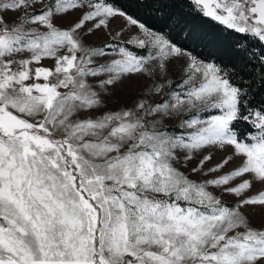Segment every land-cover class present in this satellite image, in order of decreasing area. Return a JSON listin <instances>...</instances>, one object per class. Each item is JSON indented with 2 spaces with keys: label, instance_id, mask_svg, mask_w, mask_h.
I'll return each mask as SVG.
<instances>
[{
  "label": "snow or ice",
  "instance_id": "snow-or-ice-1",
  "mask_svg": "<svg viewBox=\"0 0 264 264\" xmlns=\"http://www.w3.org/2000/svg\"><path fill=\"white\" fill-rule=\"evenodd\" d=\"M188 3L238 71L172 0H0V264H264V0Z\"/></svg>",
  "mask_w": 264,
  "mask_h": 264
},
{
  "label": "trees",
  "instance_id": "trees-1",
  "mask_svg": "<svg viewBox=\"0 0 264 264\" xmlns=\"http://www.w3.org/2000/svg\"><path fill=\"white\" fill-rule=\"evenodd\" d=\"M172 2L177 4V8L169 9L165 8L162 10L163 14L166 16L169 11H174L181 14L182 18L185 19L188 24L198 32L209 33L215 37V42L212 46L211 52L209 54V49L203 47H196L193 50L194 55L200 56L202 59L215 62L220 64L222 67L227 66L229 72L235 73L238 69H233L230 64L232 58L230 56L231 51L236 45V34L226 30L222 26L217 25L215 22L210 19L203 18L195 13L191 12L190 5L188 0H172ZM139 15L142 19L147 20L148 23L160 27L163 21L160 19L161 12H157L155 8H141L139 10ZM180 39V37H177ZM189 49L192 50V46L188 45ZM249 69L245 70V74L240 76L237 75L234 77V83L241 87H247L249 77L247 72ZM255 71L258 73L259 68H256ZM251 96L250 99H253V104L257 107L260 105V101L264 99V89H259V80H256V83L251 87ZM247 125L241 123L239 125V130L245 132L247 130ZM254 131V130H253Z\"/></svg>",
  "mask_w": 264,
  "mask_h": 264
},
{
  "label": "rangeland",
  "instance_id": "rangeland-1",
  "mask_svg": "<svg viewBox=\"0 0 264 264\" xmlns=\"http://www.w3.org/2000/svg\"><path fill=\"white\" fill-rule=\"evenodd\" d=\"M69 19H71V17H69ZM120 24V21H114L113 22V28H116L118 25ZM106 39L105 37L101 36V38L99 40L96 41L97 44L102 43L103 40ZM211 62V61H209ZM44 66H52V62L49 60H45L43 61ZM179 75V66H177V70L175 73L172 74V78L175 81L177 79V76ZM144 80H132V81H126V85H128L127 87L122 86V85H117L116 87V92L119 95V99L122 103H126L128 102V100L130 99L131 94L135 91V89H137L138 87H142L144 84ZM116 100L117 97L113 96L111 98V100L109 101V105L112 107L116 106ZM218 114V111L215 109H209L206 112H202L200 115L203 119H208L211 115H215ZM174 123L173 121H170L169 124ZM255 131V130H254ZM216 158L218 159L220 155V153L215 154ZM186 171V169H185ZM262 218L258 215L256 217H254V223L259 224L261 222Z\"/></svg>",
  "mask_w": 264,
  "mask_h": 264
}]
</instances>
